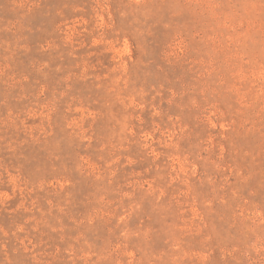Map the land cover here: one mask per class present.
I'll list each match as a JSON object with an SVG mask.
<instances>
[{
  "label": "rangeland",
  "instance_id": "rangeland-1",
  "mask_svg": "<svg viewBox=\"0 0 264 264\" xmlns=\"http://www.w3.org/2000/svg\"><path fill=\"white\" fill-rule=\"evenodd\" d=\"M0 264H264V0H0Z\"/></svg>",
  "mask_w": 264,
  "mask_h": 264
}]
</instances>
